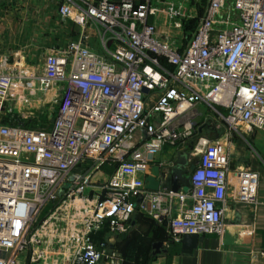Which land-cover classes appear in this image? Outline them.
Segmentation results:
<instances>
[{
    "label": "built area",
    "instance_id": "1",
    "mask_svg": "<svg viewBox=\"0 0 264 264\" xmlns=\"http://www.w3.org/2000/svg\"><path fill=\"white\" fill-rule=\"evenodd\" d=\"M162 1L61 0V18L81 33L45 56L42 73L0 58V115L16 95L29 104L53 91L58 104L48 129L0 122V264L27 251L30 264L114 259L94 235L105 227L126 233L137 209L171 239L224 233V144L198 138L187 190H149L145 177L165 145L187 144L199 103L233 130L264 131V0H208L184 47L150 21L163 10L181 27L182 6ZM91 24L102 52L89 45ZM106 163L114 166L110 179L87 193ZM236 177L237 200L256 204L258 172L243 167Z\"/></svg>",
    "mask_w": 264,
    "mask_h": 264
},
{
    "label": "crops",
    "instance_id": "2",
    "mask_svg": "<svg viewBox=\"0 0 264 264\" xmlns=\"http://www.w3.org/2000/svg\"><path fill=\"white\" fill-rule=\"evenodd\" d=\"M153 3L159 4L157 1ZM28 9L29 6L21 9L16 5L12 7L7 3L0 2V58L8 56L10 61L14 62L21 57L22 61L25 60L28 73L40 74L44 67L45 56L51 51L49 19L48 17L38 19L36 16L29 18ZM150 21L156 25L160 37L169 34L178 40L183 35L182 30L173 26L167 13L163 10L152 15ZM61 28L64 35L67 36L68 25L63 24ZM89 32H91L89 45L94 50L102 52L103 48L100 50L94 43L96 36L100 38L98 30L89 26ZM174 43L176 44V42ZM38 61H42L41 65L34 67L33 63ZM22 92L31 95L26 90ZM53 93V91L48 92L42 96L41 101L34 94L31 97L33 99L31 102L45 104L49 100V96L53 97ZM16 96L9 100L6 107L13 103L15 104L13 108L16 111L19 108L21 113L27 114L24 110L26 105L20 101L18 95ZM206 105L210 107L206 103H199L195 106V110L198 112H194L193 120L195 123H197V118L200 121L197 131L211 141H219L224 144L229 156L226 200L223 203L225 209L224 233L221 235H199L196 248L192 252H187L184 249L182 238L180 240L171 239L164 224L156 223L158 226L155 225L149 215L137 209L132 215L131 227L126 233H112L105 227L94 235L98 240L107 241L111 253L116 255L120 248L122 250L130 247L133 248V256L142 258L146 257V254L140 251L149 249L151 255L149 264H264L262 255L264 250V131L248 130L243 126L233 130L218 113L213 114L206 109H201ZM200 109L201 111H199ZM1 115V123L10 122L5 114ZM180 150L187 151L186 145H165L156 154L152 166L168 167L173 164ZM187 152L189 153V168L193 170L199 155L194 154L192 150ZM243 167L253 169L259 174L258 202L256 204L237 200L236 172ZM113 172L114 166L108 163L96 167L92 172L91 186L87 188L86 192L90 194L99 192L98 185L108 181ZM156 242H162L160 252H157L153 246ZM138 249L140 251L136 252ZM30 255L29 251L20 254L16 264H30ZM143 261L144 258L140 261L131 258L127 262L124 256L122 261L117 257L114 259L104 258L99 264H141Z\"/></svg>",
    "mask_w": 264,
    "mask_h": 264
},
{
    "label": "rangeland",
    "instance_id": "3",
    "mask_svg": "<svg viewBox=\"0 0 264 264\" xmlns=\"http://www.w3.org/2000/svg\"><path fill=\"white\" fill-rule=\"evenodd\" d=\"M173 2L176 6H182V10L187 14L185 17L178 19L181 22V27H177L182 30L183 35L176 40V37L170 36L169 34L161 35L163 38L171 39L172 41L176 42L179 47H184L188 41L190 40L192 34L194 33L197 25L199 24L200 18L204 12V9L208 5V0H163L161 5L163 7H167V2ZM1 3H7L8 6H17V8L24 9L26 6H29L28 14L29 18H34L35 16L39 19L41 17H48L49 19V27H50V45L51 50L56 47H63L66 46L70 41L76 40L79 37L81 27L71 19L68 18H61L59 13V6L61 0H0ZM169 18V17H168ZM46 19V18H45ZM170 19V18H169ZM171 23L174 25L175 21L170 19ZM195 22V26L193 27V31L191 29L186 28V24H190V22ZM63 24L68 25L67 28V36L64 35V31H62ZM91 27L96 28L95 24H91ZM176 27V26H175ZM178 41V42H177ZM95 45L98 48L102 49V43L100 38L96 36L94 38ZM18 61H22L21 57ZM24 62V63H23ZM24 64V68H26L25 60L22 61ZM42 61L34 62V67H38L41 65ZM25 70V69H24ZM44 104V103H43ZM43 104H24L26 108L24 109L27 114H23L20 112L21 109L18 108L16 111L13 107H15L12 103L10 107H12V111H7L8 107L3 111L2 115L5 114L7 118H9V124H19L23 125L32 129H48L51 126L52 119L56 113L58 108V104L55 100H52V97L49 96V100L47 103ZM23 108V107H21ZM202 110L206 109L208 112H215L208 107L207 105L201 108ZM201 109L199 111H201ZM194 111H197L194 109ZM198 112V111H197ZM1 115V116H2ZM197 118V123H194L191 132L192 135H189L185 141H192L194 146L197 145L198 138L202 135L198 133L197 128L200 125V121ZM187 120H184L186 122ZM8 123V122H6ZM181 131L184 128L181 126ZM180 146H184V143H181ZM96 181V180H93ZM98 181V180H97ZM130 254V251L127 252ZM113 254V253H112ZM125 251L121 248L117 250L116 255L113 254L114 258H119L120 261L123 260L125 256ZM119 255V256H118Z\"/></svg>",
    "mask_w": 264,
    "mask_h": 264
},
{
    "label": "water",
    "instance_id": "4",
    "mask_svg": "<svg viewBox=\"0 0 264 264\" xmlns=\"http://www.w3.org/2000/svg\"><path fill=\"white\" fill-rule=\"evenodd\" d=\"M53 120V119H52ZM189 153L185 150H180L177 153L173 164L162 168L160 165L152 166L151 173L145 177L146 188L153 191L160 189L178 191L181 188L189 187ZM199 240L198 234H184L182 242L184 249L187 252H192ZM157 252H160L162 242L153 244Z\"/></svg>",
    "mask_w": 264,
    "mask_h": 264
},
{
    "label": "trees",
    "instance_id": "5",
    "mask_svg": "<svg viewBox=\"0 0 264 264\" xmlns=\"http://www.w3.org/2000/svg\"><path fill=\"white\" fill-rule=\"evenodd\" d=\"M195 26V22H190V24H186V28L189 30V29H191V31H193V27ZM193 35V34H192ZM192 37V36H191ZM143 213V212H142ZM154 221V220H153ZM154 223H155V225H157L156 224V222L154 221ZM158 226V225H157ZM129 243H131V242H129ZM128 244V243H127ZM124 251H125V258H126V260H127V262L131 259V258H133V260H139L140 261V259H143L144 258V261L141 263V264H149V262H150V260H151V255H150V251H149V249H148V251L147 250H142V251H140V249H138L136 252H141V253H144V254H146V257H140V256H133V254H134V251H133V248H130V247H127V248H125V249H123ZM128 251H130V254H128L127 252ZM139 264V263H138Z\"/></svg>",
    "mask_w": 264,
    "mask_h": 264
},
{
    "label": "flooded vegetation",
    "instance_id": "6",
    "mask_svg": "<svg viewBox=\"0 0 264 264\" xmlns=\"http://www.w3.org/2000/svg\"><path fill=\"white\" fill-rule=\"evenodd\" d=\"M187 151L192 150L194 148V144L192 141H188L186 144ZM190 168H189V173H190Z\"/></svg>",
    "mask_w": 264,
    "mask_h": 264
}]
</instances>
